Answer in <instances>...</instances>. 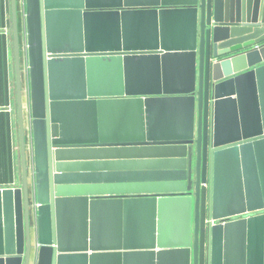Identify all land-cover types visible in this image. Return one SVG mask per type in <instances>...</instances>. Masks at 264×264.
Wrapping results in <instances>:
<instances>
[{
  "label": "water",
  "instance_id": "95a60500",
  "mask_svg": "<svg viewBox=\"0 0 264 264\" xmlns=\"http://www.w3.org/2000/svg\"><path fill=\"white\" fill-rule=\"evenodd\" d=\"M17 3L0 264H264V0Z\"/></svg>",
  "mask_w": 264,
  "mask_h": 264
},
{
  "label": "crops",
  "instance_id": "0c3cea01",
  "mask_svg": "<svg viewBox=\"0 0 264 264\" xmlns=\"http://www.w3.org/2000/svg\"><path fill=\"white\" fill-rule=\"evenodd\" d=\"M184 3L191 0H170ZM21 32L25 23V3L18 0ZM12 0H0V187L14 186L22 180V154L18 120L16 65L14 53ZM27 82V74L24 71ZM27 137L30 171L33 153L30 132Z\"/></svg>",
  "mask_w": 264,
  "mask_h": 264
},
{
  "label": "built area",
  "instance_id": "2783aa9c",
  "mask_svg": "<svg viewBox=\"0 0 264 264\" xmlns=\"http://www.w3.org/2000/svg\"><path fill=\"white\" fill-rule=\"evenodd\" d=\"M25 24H24V26H23V29H22V31H23V41H22V56H23V60H24V71H25V73L26 74H28V55H27V42H26V39H25ZM206 186H208V184H205ZM215 222H217V221H213V223H215Z\"/></svg>",
  "mask_w": 264,
  "mask_h": 264
}]
</instances>
